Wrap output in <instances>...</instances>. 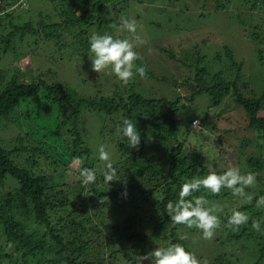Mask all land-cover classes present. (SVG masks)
<instances>
[{
  "label": "rangeland",
  "instance_id": "obj_1",
  "mask_svg": "<svg viewBox=\"0 0 264 264\" xmlns=\"http://www.w3.org/2000/svg\"><path fill=\"white\" fill-rule=\"evenodd\" d=\"M21 1L23 4L19 5L16 11L11 12V17L8 18L11 24L20 27L29 23L38 27L43 21L47 25L61 23L66 19V17L64 19L61 17L62 11L74 4L81 5L77 14L88 9L83 0ZM128 1L104 0L109 10L105 18L115 21L116 26L121 15L135 19L137 32L133 34L125 32L122 35L134 43L140 54L141 59L137 60L136 63L142 64L146 68V74L143 78L137 76L133 80L137 92L150 98L175 99L176 94L172 90H176L173 87H177L176 92L181 94L184 103L183 112H189L190 106L193 104L185 99L192 96V91L189 86H184V84L197 86V66L199 69L203 68L207 71L204 78L210 85L215 83L214 77L219 72L223 74L226 81H232L234 77L232 61L230 55L228 56L229 51L234 61L242 64L243 67L244 76L239 83L242 93L245 96H256L257 99L264 95V4L259 3L252 10L250 0H233L230 4L231 11L250 14V18L247 17L244 20L245 25H242L228 10H217L215 0ZM94 2L96 0H91V5ZM114 8L123 9V11L116 12ZM8 20L3 21V27L0 28V39L3 38L4 40L9 37ZM87 21L90 25L88 37L94 32L121 35L117 32L116 26L114 30L108 25L101 28L96 13L87 17ZM63 31L59 41L43 40L41 35L29 34L25 38H21L20 33H18L11 36L12 44L7 53L3 52L6 44L0 41V92L10 87L12 80L16 78L28 83L40 79L49 85L60 84L64 86L67 93L71 92V94L81 98L109 97L116 89H119L117 84L121 82L115 79L110 70L96 73L91 69L89 57H85V49L77 42L76 34L78 31ZM203 57L205 60L202 61ZM198 61H200L199 65ZM152 75L158 78H153ZM233 101V98L226 99L224 106L218 109L208 107L207 98L198 97L196 103L199 108H196L195 113L205 117L210 111L211 123L212 125L215 123L218 128L211 130L210 133H205L201 139L195 141L193 138L192 142L195 141V144L201 146V143L207 141L209 155L211 152L217 153V148H219L218 151L222 154L220 161L229 164L228 167H240L243 173L247 158L258 159L261 156L264 160V147H260L256 132L248 128L249 123L245 111L235 107ZM228 105L230 111L226 108ZM71 111H73L71 104L54 105L42 99L25 102L15 114V123L10 118L1 119L3 122L0 128L2 147L10 153V160L13 161L14 165L28 170L35 177L65 174L66 182L73 186L65 188L69 190L68 197L77 204L75 208H79V210L75 212L73 217H66V213L60 212L58 208L54 207L52 213L59 212V216L65 217L63 224L67 225L68 231L75 228L77 236L83 235L82 240L91 241L80 261L91 264H136L137 257L153 250L156 247L155 244H149L146 249L141 250L136 255L133 249L134 243L126 241L121 233L114 235L116 237L112 240L113 242L105 240L109 235L106 229L109 227L124 229L135 224L134 231L149 234V227L142 219L133 217V215L137 216V212L130 205L129 208L121 210L122 207L115 208L117 207L115 204L114 208L110 207L109 200L106 199L102 201L104 207L99 209L101 206L95 201L89 203V189L81 192L76 187L81 185L80 165L73 162L69 167L64 168L58 160V156L64 153L63 145L72 141L68 132L69 126L73 125L72 120L68 119ZM25 112H30V117L24 115ZM195 113L192 110L189 112V114ZM148 116L135 119L133 123H136L138 131L143 127L144 131L153 130L152 121L147 118ZM196 118L192 122V127L199 126V122L193 125ZM65 120H67L68 126L60 130V137H57V140L49 138L48 142L44 141L43 137L50 135L52 131H56L58 125ZM78 125L85 144L92 151L96 169L99 171L104 169V162L97 157L98 147L101 144L109 151L113 164H116L118 156L116 146L121 140L116 135V129L119 125L115 127L114 123L108 121V116L85 107L81 109ZM104 125L107 126L105 133L102 132ZM179 128V138L184 141L186 139L185 126L181 124ZM140 133L141 140L150 138L147 142L152 150L158 148L159 152L164 153V157L172 147L177 145V142L171 139L166 131L162 136L149 132H146L148 134ZM41 138L47 142L45 147L39 144ZM217 138L222 139L220 144H214ZM165 166L166 162L162 160L161 171L164 174L167 173ZM258 176L260 177L257 182L259 187L256 190L264 189V170ZM103 184V181L98 184L101 192L104 189ZM17 185L11 177L7 178L2 188V202L5 195L16 189ZM252 187L246 191L254 197ZM226 192L229 191L226 190ZM55 195H57L56 192H48L47 199L50 203L57 205L58 200H52ZM208 195L210 201L222 209L219 213L220 216H228L232 210L247 204L237 197L230 196V194L226 199L221 198L222 196L219 197L220 194L218 196ZM68 208L71 209V207ZM59 216L57 218H60ZM89 218L90 220H88ZM72 220L78 223L83 222L89 231L85 232L80 226L71 224ZM32 228L34 229V227ZM191 230L196 229L181 226L179 234L185 238L187 246L192 249L197 258L202 256V259H199L201 264H210L211 260L213 261L223 253H227L229 260L235 264H250L251 259L253 263L256 260L255 257L260 256L255 244H247L246 253L233 252L229 249L227 251L218 245L212 246V239L204 240L200 233L192 236ZM217 234L216 231L214 235ZM99 238L101 240H98ZM0 245H4L2 239H0ZM111 248L118 250L120 254L113 258L110 257ZM210 252H214V254L211 255ZM6 256V253L0 251L1 264H9L10 261ZM142 264H149V261L145 260ZM260 264H264V261H261Z\"/></svg>",
  "mask_w": 264,
  "mask_h": 264
},
{
  "label": "trees",
  "instance_id": "obj_2",
  "mask_svg": "<svg viewBox=\"0 0 264 264\" xmlns=\"http://www.w3.org/2000/svg\"><path fill=\"white\" fill-rule=\"evenodd\" d=\"M17 1L19 0L0 1V13H3V16L0 17V28L3 27V21L11 17V11L8 9L16 4ZM83 1L88 6V9L82 11L81 14H77V10L81 8L80 4L67 7L61 13L63 19L66 17L61 23L47 25L43 21L38 27L34 26L33 23L20 27L11 24L8 20L10 27L9 37L4 40L3 38L0 39L2 43L6 44L3 52L7 53L9 51L12 44L11 36L18 33H20L21 38H25L29 34L33 36L41 35L43 40L59 41L64 32L63 30H66L68 32L78 31L76 34L78 38L77 42L85 49V57H89L88 35L90 25L87 17L92 13H96L97 21L101 28L108 25V27L114 30L116 25L115 21L105 18L109 10L104 0H96L92 5L91 0ZM125 1L129 2L128 0ZM232 1L215 0L216 9L228 10L234 18L238 19L242 25H245L244 20L247 17L250 18V14L231 11L230 4ZM250 1L252 3V10L259 3L264 4V0ZM114 11L121 12L123 9L114 8ZM5 13L7 14L5 15ZM229 55L232 61L231 65L234 77L232 81H226L223 78V74L219 72L214 77L215 83L210 85L204 78L207 71L203 68L199 69L197 66V86L184 84V86H189L192 91V96L185 99L190 104H193L190 106L189 112L192 110L195 113L196 108H199L196 103L198 97L207 98L209 101L207 106L218 109L224 106L226 99L233 98L234 106L245 111L249 123L248 128L256 132L260 147H264V95L257 99L256 96H245L242 93L241 85L239 84L244 76L242 64L236 63L231 52L229 53L228 51ZM171 58L175 59L173 56ZM201 60H205V57ZM199 64L200 61H198ZM117 88L119 89H116L109 97L81 98L71 94V92L67 93L64 86L60 84L49 85L40 79L28 83L22 80L19 81L16 78L12 80L10 87L0 92V128L3 124L1 119L6 120L10 118L15 123V114L25 102H34L42 99L54 105L71 104L73 111L70 112L68 119L72 120L73 125L69 126L68 132L72 137V141L63 145L64 153L58 156L59 162L64 168H67L74 162V158L79 157L82 161V164H79V169L81 167L94 168L97 174L95 183L86 186L82 184L76 186L81 192L89 189L88 202L93 203L95 201L101 206L99 209L104 207L102 201L106 199L109 200L110 207H113L115 204L117 206L115 208L122 207L120 208L121 210L129 208L130 205L137 212V216L133 215V217L135 219H142L149 227V234L134 231L135 224L124 229L109 227L106 229L109 235L105 240L112 241L116 237L114 235L121 233L126 241L134 243L133 249L136 255L141 250L146 249L149 244L162 247L168 243L176 242L182 243L188 250L192 251L187 246L185 238L180 239L179 230L183 225L171 224L167 214L163 213V208L167 200H174L176 198L180 184L186 179L203 177L207 175L209 170L219 172L229 168V164L220 161L222 154L218 151L219 148L216 147L217 153L211 152L209 155L207 141L201 143V146L197 145V143L195 144V141L204 137L205 133H210L211 130H215L218 127L215 123L212 125V116L209 110V114L205 117H201L196 113L189 114V112H183L184 103L182 102L181 94L176 92L177 87H173L176 90L171 89L176 94L175 99L146 97L136 91L133 81L127 85L119 83L117 84ZM82 107L105 114L108 116V121L114 123L115 127L119 125L122 118H128L134 122L137 118L149 115L147 118L152 121L151 127H153V130L144 131L143 127L139 132H142V134H148L146 132H149L162 136L164 131H166L167 135L177 142V145L172 147L170 152L164 157V153L159 152L158 148L152 150V147L147 142L150 138L142 139L138 149L128 148L126 142L120 140L116 146L118 154L117 163L113 164V166L117 169L119 177L123 178V180L110 181L108 185L103 179L102 174L104 169L101 171L96 169L92 151L85 144L79 130L78 122ZM226 108L228 110L229 105ZM23 114L30 117V112ZM195 118L196 120L200 119L198 120L199 126L192 127V122ZM181 124L185 126L186 139L184 141H181L179 138V125ZM67 126V120L62 121L56 131H52L50 135L43 137L44 141L48 142L49 138L57 140V137H60L61 134L60 130ZM106 129L107 126L104 125L102 132L105 133ZM193 138H195V141L192 142ZM42 141L41 138L39 144L45 147L47 142ZM221 142L222 139L217 138L214 144H220ZM150 150L152 151L150 152ZM162 160L166 162V174L161 171ZM263 170L264 160L261 156L258 159L254 157L246 159L244 172L252 171L258 175ZM8 177H11L18 185L16 189L5 195L2 202V188ZM259 179L260 177L258 176L257 182ZM100 181L104 183L103 192L99 191L98 188ZM144 181L145 184H143ZM257 182L252 187L254 189L252 203L239 207V210L249 216L248 224L241 225L234 230L225 228L222 225L217 230L218 234L214 235L211 240L212 246L218 245L227 251L232 250L233 252L243 253L247 252V244H255L258 248L257 251L260 252V256L255 257L256 260L253 263L251 259L250 264H260L261 261H264V231H258L252 227V220H260L261 228L264 229V219H262L264 218V208L257 209L255 206V197L264 195V189L260 188V190H256L259 187V183ZM69 186L73 187L66 182L64 173L50 177H35L28 170L15 166L13 161L10 160V153L2 147V140L0 138V239L4 242V245H0V251L7 254L6 258L10 261L8 262L9 264H91L90 262L80 261L91 241L82 240L81 237L83 235L77 236L75 228L72 231H68L67 225L63 224L65 217L59 216V212H55L56 215L52 213L54 208H58L60 212L67 214L66 217H73L75 212L79 210V208H75L77 204L68 197L69 190L65 188ZM125 190L127 191V196L123 195ZM48 192L57 193V195L52 197V200H58L57 205L48 201ZM221 193L219 196H222L221 198L226 199V197H229V194L231 196V193L226 192V190H222ZM197 195L208 194L202 191L201 193H197ZM208 198L210 200L209 195ZM228 202L231 203V201ZM68 207H71V209ZM22 211L24 213H21ZM57 216L60 218H57ZM221 219L222 221H226L227 216H221ZM56 222L57 224H55ZM71 224L80 226L85 232L89 231L83 225V222L78 223L72 220ZM190 233L192 236H195L200 232L191 230ZM98 240H101V238ZM119 254L118 250L111 248L110 257L113 258ZM210 254L212 255L214 252H210ZM249 255L251 256L252 254L250 253ZM208 258L211 259V257ZM198 259H202V256ZM210 264L235 263L229 260L227 253H223V255H219L213 261L211 260Z\"/></svg>",
  "mask_w": 264,
  "mask_h": 264
},
{
  "label": "clouds",
  "instance_id": "obj_3",
  "mask_svg": "<svg viewBox=\"0 0 264 264\" xmlns=\"http://www.w3.org/2000/svg\"><path fill=\"white\" fill-rule=\"evenodd\" d=\"M116 29L121 35L94 32L88 37L90 66L96 73L110 70L117 81L127 85L137 76L143 78L146 68L142 64L136 63L141 59V56L134 43L122 35L125 32L129 34L137 32L135 19L121 15ZM196 124L198 122H194L193 125ZM116 135L126 142L128 148L138 149L140 146L141 133L138 131L136 123L128 118L122 119L116 129ZM97 157L104 162L103 179L105 183L109 185L110 181L123 180L119 177L117 169L113 166L110 153L103 144L98 147ZM74 163L82 164V161L77 157L74 158ZM79 176L82 185H89L97 180L94 168L81 167ZM256 182L257 173L252 171L242 173L238 166L229 167L219 172L209 170L203 177L186 179L181 183L176 198L167 200L164 204L163 213L167 214L171 224L183 225L188 229L194 228L200 232L202 239L210 240L222 225L234 230L241 225H247L250 218L245 212L234 209L227 216L226 221H222L219 215L222 209L211 202L208 195H197V193L203 191L216 196L221 194L222 190H228L232 196L246 203H252L253 197L246 189ZM123 195L127 196L126 190ZM255 206L264 208V195L255 197ZM252 227L258 231H264L261 228L260 220H252ZM183 238L180 237V239ZM145 260L149 261V264H201L194 252L178 242L168 243L162 247L158 246L149 252L140 254L136 259V264H142Z\"/></svg>",
  "mask_w": 264,
  "mask_h": 264
},
{
  "label": "built area",
  "instance_id": "obj_4",
  "mask_svg": "<svg viewBox=\"0 0 264 264\" xmlns=\"http://www.w3.org/2000/svg\"><path fill=\"white\" fill-rule=\"evenodd\" d=\"M23 1L19 0V2H17L16 4H14L13 6H11L8 10L11 12H14L18 9L19 5H22ZM194 122H199L198 120H195Z\"/></svg>",
  "mask_w": 264,
  "mask_h": 264
}]
</instances>
